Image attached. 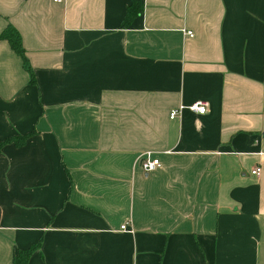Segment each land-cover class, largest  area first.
Wrapping results in <instances>:
<instances>
[{"label":"crops","instance_id":"0c3cea01","mask_svg":"<svg viewBox=\"0 0 264 264\" xmlns=\"http://www.w3.org/2000/svg\"><path fill=\"white\" fill-rule=\"evenodd\" d=\"M140 2L0 0V264H264V0Z\"/></svg>","mask_w":264,"mask_h":264},{"label":"trees","instance_id":"16d2710c","mask_svg":"<svg viewBox=\"0 0 264 264\" xmlns=\"http://www.w3.org/2000/svg\"><path fill=\"white\" fill-rule=\"evenodd\" d=\"M141 9L142 4L140 0H129L128 6L125 9L124 17L119 23V28H126L131 22V20L140 14ZM0 40L6 41L10 49L20 58L24 70L29 75V82L33 83V76L24 58L19 35L17 34V32L11 26H6V28L0 33ZM23 139V137L8 138L2 143H0V147L6 143L19 145L22 143ZM31 251L32 249L30 248L24 251L17 252L13 255L11 264H26V260L30 255Z\"/></svg>","mask_w":264,"mask_h":264},{"label":"built area","instance_id":"2783aa9c","mask_svg":"<svg viewBox=\"0 0 264 264\" xmlns=\"http://www.w3.org/2000/svg\"><path fill=\"white\" fill-rule=\"evenodd\" d=\"M185 35L187 37L192 36L191 32H185ZM184 108L197 115H203L206 112V104L204 102H195L187 107H179L178 109L171 110L168 114V118L170 120L177 118L180 114V111ZM140 166L144 173H150L155 169H158L160 167V164L157 159L150 158L148 154H145V156L141 160ZM259 173L260 170L258 167H255L250 171V174L254 177H258ZM119 229L122 231H129L125 225L120 226Z\"/></svg>","mask_w":264,"mask_h":264}]
</instances>
